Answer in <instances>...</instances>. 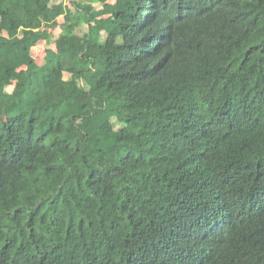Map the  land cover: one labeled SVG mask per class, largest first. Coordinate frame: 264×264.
Returning a JSON list of instances; mask_svg holds the SVG:
<instances>
[{
  "label": "trees",
  "instance_id": "obj_1",
  "mask_svg": "<svg viewBox=\"0 0 264 264\" xmlns=\"http://www.w3.org/2000/svg\"><path fill=\"white\" fill-rule=\"evenodd\" d=\"M74 3L0 0V264H264V0Z\"/></svg>",
  "mask_w": 264,
  "mask_h": 264
},
{
  "label": "rangeland",
  "instance_id": "obj_2",
  "mask_svg": "<svg viewBox=\"0 0 264 264\" xmlns=\"http://www.w3.org/2000/svg\"><path fill=\"white\" fill-rule=\"evenodd\" d=\"M84 0H64V5L66 11L74 12L76 10V6L74 2H83ZM112 1V0H110ZM96 7H99L100 4L95 3ZM58 22L62 23L63 18L59 17ZM44 33L46 34V38L38 41L36 45L31 50V55L38 63L39 65H42L44 63V56L47 49H54L55 48V41L58 39V37L61 34V29L59 26H56L55 28H43ZM77 32L83 33L87 31V25L85 23H82L77 29ZM67 76V74L65 75ZM12 83L7 87V91L12 90Z\"/></svg>",
  "mask_w": 264,
  "mask_h": 264
}]
</instances>
